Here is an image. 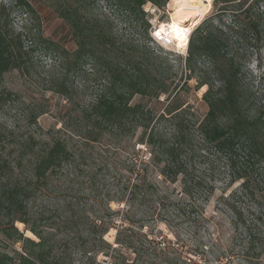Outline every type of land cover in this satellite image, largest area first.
Instances as JSON below:
<instances>
[{"label": "rangeland", "instance_id": "rangeland-1", "mask_svg": "<svg viewBox=\"0 0 264 264\" xmlns=\"http://www.w3.org/2000/svg\"><path fill=\"white\" fill-rule=\"evenodd\" d=\"M26 1L30 8L19 7L17 0H0V5L10 12L13 28L22 34L27 60L24 68L4 72L0 80V129L4 134L0 144V186L23 185L31 173L35 154L49 144L52 137L63 139L73 157L48 177L44 187L27 192L24 215L27 224L16 221L18 231L37 242L39 239L28 229L33 226L42 232L45 241L42 250L49 257L72 252L74 264H85L76 247L77 240L89 235L87 223L93 217L102 216L108 205L113 212L112 226L104 237L111 248L108 255L97 254L95 262L98 264L114 260L121 264H141L140 236L135 231L145 229L160 245L167 238L176 243L173 232H177L180 249L186 251L185 256L193 258L195 264H264V254L258 259L251 257L252 253L243 255L241 241L234 237L231 226L232 214L220 199L221 195L238 190V181L229 184L228 176L218 173V169L196 165L197 174L213 183L214 191L208 200L202 194L196 195V202L203 207L201 215H194L190 220L175 218L169 227L165 216H151L149 201L137 195L128 200V189L123 188L129 176L126 170H131L133 177L137 171L144 170L148 178L155 181L157 190L179 189V184L167 186L148 164L147 148L137 143L141 129L105 130L99 134L98 141L85 142L81 137L85 127L82 112L105 85L106 71L87 57H74L81 36L73 34L63 13L68 14L70 20L80 19L79 28H110L115 41L122 42L121 61L140 60L143 65L154 62L161 70L168 67L163 75L168 93L160 94L157 100L135 94L130 103H141L145 110L156 114L166 105L170 94L178 103L189 107L190 113L206 111L201 98L205 88L197 86L196 74L187 79L189 73L183 63L188 45L187 49L172 43L164 47L152 37V29L170 19L174 2L168 0L163 6L151 2L142 5L143 19L148 23L145 32L146 24L140 18L127 14L110 0ZM200 1L206 5L205 0ZM260 7L264 12V0ZM213 11L211 3L209 11L197 24ZM85 20L87 23L83 22ZM224 20L227 22L229 17L226 15ZM51 43L65 48L70 53L69 58L63 61L42 49V44L50 46ZM136 43L144 47L143 51L136 50ZM149 53L160 58L153 60ZM127 54L130 57H125ZM203 65L198 62L200 68ZM245 65L253 91L263 93L264 46L261 54L254 52ZM160 126L167 125L161 122ZM245 204L241 199L239 205ZM4 214L0 211L2 226L7 221ZM121 217L127 220L126 230L120 233V238L126 242L122 245L115 241ZM5 232L12 237L4 238L0 232L1 249L14 257L13 264L17 263L16 252L23 254L25 247L38 249L34 245L26 246L9 228Z\"/></svg>", "mask_w": 264, "mask_h": 264}, {"label": "trees", "instance_id": "trees-1", "mask_svg": "<svg viewBox=\"0 0 264 264\" xmlns=\"http://www.w3.org/2000/svg\"><path fill=\"white\" fill-rule=\"evenodd\" d=\"M110 1L127 14L140 18L146 24L145 32L148 23L143 19L142 5L151 2L163 6L168 2ZM261 1L212 0L213 13L192 30L183 64L189 73L187 79L196 74L197 86L205 88L201 98L206 111L196 114L190 113L189 107L178 103L170 94L166 105L156 114L145 110L141 103H130L135 94L157 100L160 94L168 93L163 78L168 67L161 70L154 62L150 66L141 64L140 60L123 62L119 58L122 42L115 41L110 28H79L80 19L70 20L68 14H62L73 34L81 36L74 57H87L106 71L105 85L82 112L85 126L82 139L98 141L99 134L105 130L141 129L137 143L147 148L148 164L167 186L179 184V189L157 190L155 181L148 178L146 171H137L133 177L131 170H126L129 176L123 188L128 189V200L137 195L149 201L151 216H165L164 221L170 227L175 218L190 220L194 215H201L203 207L196 202V195L202 194L208 200L214 191L213 183L197 174L196 165L218 169V173L228 176L229 184L239 182L238 190L221 195L220 199L232 214L231 226L234 237L241 241L243 255L252 253L251 257L255 259L264 254V92L253 91L245 62L254 52L261 54L264 46ZM17 5L30 8L26 0H17ZM226 15L229 17L227 22L224 20ZM83 22L87 23L86 20ZM135 48L140 52L144 47L136 43ZM42 49L63 61L70 56L65 48L53 43L50 46L42 44ZM25 54L22 34L13 28L9 10L0 5V80L4 72L25 67ZM149 54L153 60L160 58ZM199 61L205 64L202 68L198 66ZM161 122L167 126L162 128ZM3 135L0 129V144ZM72 157L66 142L52 137L51 142L35 154L31 173L23 185L0 186V211L7 219L3 226L0 223L1 234L11 238L12 234L5 232L9 228L26 246L38 248L34 251L25 247L23 254L16 252V264H74L72 252L49 257L42 250L45 243L42 232L35 227L28 229L39 239L37 242L23 236L15 227L16 221L27 224L24 217L27 192L44 187L48 177ZM241 199L246 201L245 206L239 205ZM112 214L107 205L102 216L93 217L87 223L89 235L77 240L76 247L85 264H98L95 258L99 253L108 255L111 244L104 236L112 226ZM126 221L125 217L120 219L117 227L115 241L120 245L126 243L120 238V233L126 230ZM149 233L146 229L135 231L140 236L141 264H195L193 258L186 257L187 252L180 249L177 232H173L176 243L167 238L161 245ZM1 242L0 239V264H13L14 257L1 249ZM107 264H121V261Z\"/></svg>", "mask_w": 264, "mask_h": 264}, {"label": "bare ground", "instance_id": "bare-ground-1", "mask_svg": "<svg viewBox=\"0 0 264 264\" xmlns=\"http://www.w3.org/2000/svg\"><path fill=\"white\" fill-rule=\"evenodd\" d=\"M206 5L200 0H175L170 13V19L160 22L152 32L160 37L174 39L176 47L183 49L189 40L192 27L199 22L211 7V0H205ZM203 2V1H202ZM179 30V34L178 33ZM178 44V46H177ZM181 48V49H182Z\"/></svg>", "mask_w": 264, "mask_h": 264}, {"label": "built area", "instance_id": "built-area-1", "mask_svg": "<svg viewBox=\"0 0 264 264\" xmlns=\"http://www.w3.org/2000/svg\"><path fill=\"white\" fill-rule=\"evenodd\" d=\"M152 37L154 39V41L158 44H160L161 46H168L170 45L171 43L175 46L174 44V39H167V38H163V37H160V36H157L156 34L152 33ZM187 45H188V40H187V44L185 46V49H187ZM176 47V46H175Z\"/></svg>", "mask_w": 264, "mask_h": 264}, {"label": "snow or ice", "instance_id": "snow-or-ice-1", "mask_svg": "<svg viewBox=\"0 0 264 264\" xmlns=\"http://www.w3.org/2000/svg\"><path fill=\"white\" fill-rule=\"evenodd\" d=\"M177 34H179V30H178V33ZM157 35H160V33H157Z\"/></svg>", "mask_w": 264, "mask_h": 264}]
</instances>
